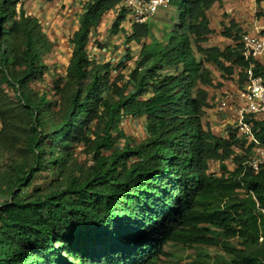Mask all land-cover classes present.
I'll return each instance as SVG.
<instances>
[{"label": "trees", "instance_id": "16d2710c", "mask_svg": "<svg viewBox=\"0 0 264 264\" xmlns=\"http://www.w3.org/2000/svg\"><path fill=\"white\" fill-rule=\"evenodd\" d=\"M122 1L88 0L59 74L38 20L0 0V264H181L172 245L222 253L185 264H264V167L247 165L252 146L234 130L223 139L203 125L208 65L224 80L237 72L241 89L249 68L264 81V64L244 59L233 22L222 33L232 45L203 47L219 0H171L179 25L165 46H143L129 69V53L116 68L100 63L91 34ZM148 37L135 25L126 40ZM125 119L142 123V140L124 133ZM248 122L264 145V118Z\"/></svg>", "mask_w": 264, "mask_h": 264}, {"label": "crops", "instance_id": "0c3cea01", "mask_svg": "<svg viewBox=\"0 0 264 264\" xmlns=\"http://www.w3.org/2000/svg\"><path fill=\"white\" fill-rule=\"evenodd\" d=\"M87 2L88 0H19L18 6L22 8L27 16L38 20L43 32L53 43V49H65L71 54V46L68 43V39L77 30L78 19L85 11ZM119 6H121V3ZM119 6H116L114 9L105 13L101 22L95 27L92 34L98 33V35H101L104 31L103 28L109 29L108 35L112 37H110L109 48L101 51L105 57H109L108 50L117 55L120 53L119 55L122 57L125 56L126 53H129L131 57L135 54L139 55L141 48L150 45L152 41L149 38H143L139 43L132 41L128 42L126 40V37L132 35L133 26L135 25L130 27L128 21L129 17L125 10L124 21L120 26L121 30L116 34L112 33V24L122 10V7ZM206 15L209 20V27L212 30V34L208 37V41L203 47L217 46L224 49L225 47L232 45V38L222 35L224 29L229 27L230 22H233L236 25V28L233 30L235 34L236 32L241 35L244 33L261 34L262 31H264V0H219L218 3H215L207 11ZM149 21H152V26L157 25L155 22L159 23L157 27H151V35L153 38L158 39L161 45L164 46L165 42H163L161 38V33L170 34L176 30L179 25V12L176 6L171 5L166 9L158 10L156 15L147 21L148 28ZM103 37L104 36L102 35L98 40H102ZM95 38L96 37H94V40ZM118 39L119 41L115 42V40ZM213 39L219 40L221 45L219 43H212ZM90 43L88 48L92 44ZM112 46L115 47L111 49ZM96 52L93 54H96ZM120 58L121 57L118 59ZM106 60H108V58ZM256 61L264 64V55ZM217 82L220 84V87L217 86L216 81L213 79V83L217 89L203 88L208 92L209 96V109H207L205 116L207 121L206 125L203 121V125L205 128L210 129L216 137L228 139V127L230 129L228 118L232 117V110L230 108L225 113H218L216 110V102L221 94L226 91L238 90L239 86L238 83L236 85L233 84V87H230L229 89L227 88L226 82L220 79H218ZM221 123L222 125H220ZM223 127H227V129L225 130ZM245 146H248L246 141ZM227 169L232 171L229 167H227ZM209 171L215 173L217 176L221 174L217 163H211L209 165Z\"/></svg>", "mask_w": 264, "mask_h": 264}, {"label": "built area", "instance_id": "2783aa9c", "mask_svg": "<svg viewBox=\"0 0 264 264\" xmlns=\"http://www.w3.org/2000/svg\"><path fill=\"white\" fill-rule=\"evenodd\" d=\"M170 6L171 0H123L119 7L126 11L132 27L146 24L158 10ZM240 44L246 61L258 60L264 55V36L261 34L244 33L241 35ZM137 58L138 54H135L130 60L134 62ZM245 74L247 78L243 88L221 94L216 102V110L225 113L231 108L232 117L228 118L229 124L239 138L252 146L253 154L247 165L256 173L264 167V145L253 137L252 124L248 119L264 118V81L262 77L254 76L251 68L246 70Z\"/></svg>", "mask_w": 264, "mask_h": 264}, {"label": "rangeland", "instance_id": "374dc122", "mask_svg": "<svg viewBox=\"0 0 264 264\" xmlns=\"http://www.w3.org/2000/svg\"><path fill=\"white\" fill-rule=\"evenodd\" d=\"M155 24L152 26V21H149V39H151V44L152 46L156 45V47H159L161 45V43L158 41V39H155L152 37L151 35V27H157L159 23L155 22ZM264 25V24H263ZM170 28V27H169ZM104 31L102 32L103 34L98 35V33H93L92 37H91V45L88 48V54L90 55L91 58L95 59L96 61L100 62V63H110L111 66H113L114 68H116L118 65H120L123 61H124V56H120L119 54L117 55L116 53L113 52H109L108 50V54L109 57H105L103 53H101V51H103L106 48H109V41L112 38L111 36L108 35L109 29L108 28H103ZM102 35L104 36L102 40H98L99 38L102 37ZM94 37L95 40H94ZM111 37V38H110ZM169 37L170 34H164L161 33V38L163 40L164 46L165 44H167V42L169 41ZM114 41V40H112ZM118 40H115V42H118ZM212 43H219V40L217 39H213ZM150 45L147 46V48L149 49H157L155 48H151ZM221 45V44H220ZM163 46V45H161ZM115 46H112L111 49H113ZM93 49V51H92ZM99 51V52H96ZM94 52H96V54H93ZM196 56L199 58V54L195 53ZM70 54L68 53L67 50L65 49H52L51 51L47 52L45 54V58L44 61L46 63V65L49 67V69L51 70V72L53 73L54 71L56 73L59 74H64L65 70H66V66L68 64V60H69V56ZM133 56V55H132ZM105 57V58H104ZM119 57H121L120 59H118ZM131 57V56H130ZM108 58V60H106ZM132 60H127L125 62V67L127 69L131 68L133 66L134 62H131ZM209 69L212 71V75L214 80L216 81V83L218 84L217 80L220 79L224 82H226L227 88L230 89V87H233V84L236 85L237 84V72H235V74H233L231 77L226 78L225 80L221 78L220 76V72L218 70H216L215 67L208 65ZM123 73H126V69L122 70ZM112 76H115V72H113ZM217 89L216 87H213L212 89ZM239 89V88H238ZM4 93L6 95H9L10 99H14V93L11 92L10 89H4ZM218 113H222V112H218ZM221 120V119H220ZM204 124L206 125V119L203 120ZM222 125V123L220 124ZM124 133L129 136L132 137L134 141H140L144 138V133H143V126L141 122H138L137 120H132V119H125L122 122L121 125ZM228 127V126H227ZM227 127H223L225 130L227 129ZM231 128V126H230ZM208 129V128H207ZM229 130V127H228ZM78 161L82 162V163H86V156L79 152L78 154ZM90 163L87 162V165H89ZM228 167L230 169H234V166L232 163L228 162ZM7 217H13L12 214H7ZM171 253V257L170 260L172 259L173 261H176L177 263H181V264H185L187 263L189 260H197L199 257V255H208L210 257L215 256L216 254H222L219 250L216 249H210V248H202V247H192V248H188V247H182V246H170L169 248V252Z\"/></svg>", "mask_w": 264, "mask_h": 264}, {"label": "clouds", "instance_id": "9594fccd", "mask_svg": "<svg viewBox=\"0 0 264 264\" xmlns=\"http://www.w3.org/2000/svg\"><path fill=\"white\" fill-rule=\"evenodd\" d=\"M147 24V23H146ZM232 129V128H231Z\"/></svg>", "mask_w": 264, "mask_h": 264}]
</instances>
